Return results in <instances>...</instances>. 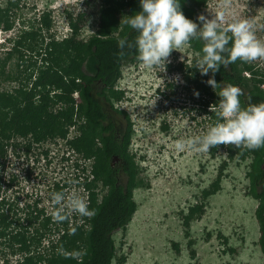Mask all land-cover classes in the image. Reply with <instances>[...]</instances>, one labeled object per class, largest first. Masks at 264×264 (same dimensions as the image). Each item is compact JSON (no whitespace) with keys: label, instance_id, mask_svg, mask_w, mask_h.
I'll return each instance as SVG.
<instances>
[{"label":"rangeland","instance_id":"rangeland-1","mask_svg":"<svg viewBox=\"0 0 264 264\" xmlns=\"http://www.w3.org/2000/svg\"><path fill=\"white\" fill-rule=\"evenodd\" d=\"M10 1L14 0H0L3 75L16 69L15 57L2 61L4 52L11 47L9 42L23 31L40 29L43 12L48 14L50 26L41 27L35 38L34 45L39 50L51 38L59 42L71 36L69 14L74 20L82 15L77 34L80 41H87L98 28L101 6L96 0H19L12 10L7 6ZM219 11L225 13V24L248 19L256 37L264 41V0H207L195 16L211 18ZM128 14V9L116 14L118 31L113 36L126 27ZM6 21L11 22L10 29L3 27ZM200 58L198 51L186 43L173 50L165 64L145 68L136 59L122 65L113 84L114 89L122 91V98L114 102V107L125 111L132 124L128 152L134 156L140 180L132 192L136 211L113 235L116 258L123 259V264H264L260 226L255 217L258 200L252 196L246 177L250 158L240 160L234 156L230 160L223 148H217L213 156L209 151L175 149L178 140L202 136L212 125L203 105L206 75L195 67ZM29 63L35 64L31 68L33 78L40 66V56L35 59L26 53L20 61L15 75L23 81L30 70L21 71ZM251 63L264 72V58ZM85 70L93 73L92 60L87 61ZM1 78L0 92L25 86L17 80ZM111 116L114 121H121V116L113 112ZM78 133V124H74L67 128L64 138L45 139L42 146L46 154L40 158L35 148L30 149V154L25 152L29 138L13 137L15 148L5 143V162L0 166V172H4L2 181L12 178L14 183L4 194L17 202V208L29 206V213L34 208L51 210L53 183L65 184L66 196L76 194L85 200L83 189L72 179L76 175L89 176L90 161L80 158L67 145ZM215 181L219 183L217 190L204 195ZM191 206L201 209L185 222ZM23 213L17 214L21 220L25 219L26 212ZM38 222L34 225L38 226ZM41 244H46V239ZM16 257L0 244V264H13ZM7 259L9 263H5Z\"/></svg>","mask_w":264,"mask_h":264},{"label":"trees","instance_id":"trees-1","mask_svg":"<svg viewBox=\"0 0 264 264\" xmlns=\"http://www.w3.org/2000/svg\"><path fill=\"white\" fill-rule=\"evenodd\" d=\"M18 1H10L7 6L10 10L17 8ZM96 1L101 6L98 28L87 41L77 38L82 15L78 14L74 20L69 14L71 36L59 42L51 38L45 48L39 50L34 45L35 38L41 27L47 29L50 26L48 14L43 12L40 29L23 31L17 39L12 42L9 40L11 47L3 54L4 62L16 58V69H11L7 75L0 72V78L7 81L14 79L25 86L0 92V166L5 162L4 147L11 134L23 135L31 131L36 138L40 133L45 139L64 138L67 128L74 124H78L79 133L67 141V145L80 158L90 161V175H76L72 181H76L78 187L83 189L85 201L93 215L81 217L69 212L65 220L57 222L52 217V204L51 210L47 212L42 207L37 211L34 221L30 218L28 226L25 225L24 229L10 238L6 232L8 216H0V224L3 225L0 244L8 247L11 253L22 256V260L16 264H123V259L116 258L113 235L128 223L136 211L132 192L140 180L134 156L128 152L132 124L125 111L114 107V102L122 98V91L114 89L113 84L120 75L121 66L137 59L134 45L138 33L126 24L117 36L112 34L118 31L116 14L128 9L127 18L135 15L139 11V2ZM206 1L180 0V9L187 18L202 26L195 13ZM4 25L5 29H10L12 24L6 21ZM122 39L127 41L123 48L119 47ZM187 44L193 46L202 57V40L192 39ZM226 47H232V41ZM26 53L35 59L40 56L36 79L29 88L26 86L32 78L34 63L27 64L21 71L30 70L25 75L26 81L15 75ZM88 60L93 62V73L85 70ZM1 66L4 67L3 64ZM212 75L209 72L204 78L208 80ZM214 78L217 82L214 89L204 82V113L211 121V126L221 122L216 114L219 92L228 85L238 86L242 90L240 102L243 108L264 102V88H261V85L264 86V72L251 62L238 59L222 65ZM74 94L77 100L72 97ZM36 96L38 102L35 104ZM111 112L121 116L119 123L113 120ZM217 148H223L230 160L234 156L240 160L250 158L246 177L252 196L258 200L255 217L260 226V246L264 253V146L247 149L220 144L209 149L211 156ZM115 157L118 162L113 165ZM74 165L79 166L77 162ZM218 186V181H215L204 195L213 193ZM65 187V184L60 186L53 183L51 194L63 192ZM98 187L102 189V195ZM200 209L199 206H191L185 222ZM38 217L41 220L35 226ZM45 239L46 244L42 245ZM37 249L42 251L38 252ZM5 263H9V260H5Z\"/></svg>","mask_w":264,"mask_h":264},{"label":"clouds","instance_id":"clouds-1","mask_svg":"<svg viewBox=\"0 0 264 264\" xmlns=\"http://www.w3.org/2000/svg\"><path fill=\"white\" fill-rule=\"evenodd\" d=\"M139 11L129 15L126 23L138 35L135 39L137 60L145 68L165 64L173 50H178L192 39L203 41L202 57L196 62V69L201 75H213L206 81L214 89L217 82L214 75L222 65L236 62H253L264 58V41L259 40L253 24L248 19L234 20L225 24L223 11L212 14L211 18L200 14L197 20L187 18L180 9V0H138ZM230 34V35H229ZM232 41V47H226ZM127 41H119L123 48ZM131 47L132 45H128ZM228 53L227 56L224 53ZM36 75L32 81H35ZM242 90L235 85H228L219 92L217 116L221 122L211 126L199 137L178 140L175 144L177 151L191 150L207 152L211 147L234 145L247 149L264 146V102L241 106ZM77 98V95L74 94ZM198 95V93H197ZM75 98V99H76ZM212 110V109H211ZM54 221L66 219L67 213H76L81 217L91 216L86 201L79 195L66 196L64 192L52 195ZM13 264L22 260L16 255Z\"/></svg>","mask_w":264,"mask_h":264},{"label":"flooded vegetation","instance_id":"flooded-vegetation-1","mask_svg":"<svg viewBox=\"0 0 264 264\" xmlns=\"http://www.w3.org/2000/svg\"><path fill=\"white\" fill-rule=\"evenodd\" d=\"M35 101L34 103L36 104L38 102V98L37 96L34 97ZM116 129V126H115ZM22 137V138H29V142L26 146H24L25 152L27 154H30V149L35 148L36 150H38V158L43 157L46 153H45V149L43 148V144L45 143V138L44 136H42V134H39V137L36 138V136L34 135L33 132L29 131V133L26 134H11V136L9 137V139L7 140V142L9 143V147L13 146L12 148H15L16 146H14L13 143V137ZM31 140V143H30ZM32 145V148H31ZM42 146V149L40 148ZM118 162V158L115 157L113 160V165H115ZM3 173L2 172L0 174V216H8L7 221L9 223V225H7L8 227L6 228V232L8 233L7 237L10 238V236L14 235L15 233H18L21 229H24L23 227L25 225L28 226V221L30 218H32V220H35V216L37 214V211H40V209H35L32 210V212L29 213V206L27 208L24 209H19L16 207L17 202H13V200H10L5 194L9 191V187L13 186L14 180L11 178H9V180H7L6 182L2 181V177H3ZM6 183V184H5ZM5 185V190H3V186ZM23 190V189H21ZM5 192V194H4ZM18 193V191L16 192ZM16 200L19 201L20 198L16 197ZM24 211L23 214H25V219L21 220V218L17 217V214L19 212ZM35 211V212H34ZM15 216V217H14ZM41 216V215H40ZM21 220V221H20ZM38 221H40V217H38L37 219ZM11 221V222H10ZM3 230V225L0 224V231Z\"/></svg>","mask_w":264,"mask_h":264},{"label":"built area","instance_id":"built-area-1","mask_svg":"<svg viewBox=\"0 0 264 264\" xmlns=\"http://www.w3.org/2000/svg\"><path fill=\"white\" fill-rule=\"evenodd\" d=\"M245 75L247 76V73H245Z\"/></svg>","mask_w":264,"mask_h":264}]
</instances>
